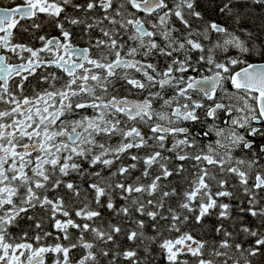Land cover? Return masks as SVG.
<instances>
[{
  "label": "snow or ice",
  "instance_id": "obj_1",
  "mask_svg": "<svg viewBox=\"0 0 264 264\" xmlns=\"http://www.w3.org/2000/svg\"><path fill=\"white\" fill-rule=\"evenodd\" d=\"M0 264H264V0H0Z\"/></svg>",
  "mask_w": 264,
  "mask_h": 264
}]
</instances>
